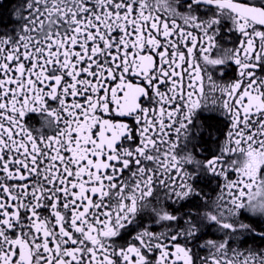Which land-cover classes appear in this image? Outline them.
<instances>
[{
    "label": "snow or ice",
    "instance_id": "obj_1",
    "mask_svg": "<svg viewBox=\"0 0 264 264\" xmlns=\"http://www.w3.org/2000/svg\"><path fill=\"white\" fill-rule=\"evenodd\" d=\"M10 14L0 264H264V0ZM219 178L214 197L199 186Z\"/></svg>",
    "mask_w": 264,
    "mask_h": 264
},
{
    "label": "flooded vegetation",
    "instance_id": "obj_2",
    "mask_svg": "<svg viewBox=\"0 0 264 264\" xmlns=\"http://www.w3.org/2000/svg\"><path fill=\"white\" fill-rule=\"evenodd\" d=\"M15 3H16V0H0V29H5V28L11 29L12 27L15 26V23H16L15 17L13 14H10L11 9ZM235 76H236V72H235V68L233 66L231 70L226 72L224 79L225 80H231V79H234ZM32 122L33 123L36 122L34 117H33ZM224 131H226V129H224ZM221 139H223V137H221ZM215 151H216V145L212 143L211 139H209V141L206 145V151L204 154L210 155V154L214 153ZM231 178L232 179L236 178L234 173L232 174ZM222 183H223L222 178H219V180H217V179H206L205 181H201L199 186L205 192L211 194L214 197L220 191V188L218 187V185H220ZM209 231L211 232L212 230L209 229ZM253 243L254 242L250 238H248L245 246L251 245ZM255 243L257 245H259V241H256ZM260 246H264V245H260ZM203 254L204 253L201 252V255H203Z\"/></svg>",
    "mask_w": 264,
    "mask_h": 264
}]
</instances>
